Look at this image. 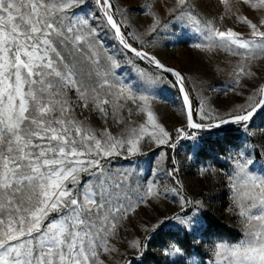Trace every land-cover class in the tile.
Returning <instances> with one entry per match:
<instances>
[{
	"label": "snow or ice",
	"instance_id": "snow-or-ice-1",
	"mask_svg": "<svg viewBox=\"0 0 264 264\" xmlns=\"http://www.w3.org/2000/svg\"><path fill=\"white\" fill-rule=\"evenodd\" d=\"M220 2L223 14L211 19L195 14L191 0H174L164 11L168 23L194 28L202 42L192 47L239 58L230 73L229 90L235 92L241 81L255 78L252 65L264 59V0H238L259 14L258 21L230 0ZM92 4L94 10L89 0H0V264H109L119 254L112 241L124 221L149 199L170 194L179 212L143 231L155 232L175 221L193 234L203 204L184 192L174 158L168 169L160 167L168 159L165 152L157 161V172L174 181L171 188L159 187L157 179L136 183L132 171L114 172L105 165L125 153V158L143 155V143L175 150L181 140L191 143L187 159L195 160L204 134L228 132L235 125L249 135L250 123L264 112V84L226 112L211 108L204 98L193 107L185 75L146 50L144 37L168 27L160 14L149 9L152 21L137 34L127 31L131 26L125 9H114L111 0ZM226 19L247 32L227 26ZM137 42L140 47L134 46ZM116 54L133 66L135 82L117 77ZM158 85L177 93L183 122L173 131L152 107ZM78 110L96 114L105 125L111 121L123 127L116 135L107 127L93 129L87 118L77 117ZM134 115L143 122L134 121ZM249 148L229 154L233 171L227 177L244 217L245 239L233 246L215 244V264H264V176L251 173L255 161ZM209 171L214 170L198 166L197 174ZM147 239L134 238L128 247L143 255ZM165 255H182V249L171 244Z\"/></svg>",
	"mask_w": 264,
	"mask_h": 264
},
{
	"label": "rangeland",
	"instance_id": "rangeland-1",
	"mask_svg": "<svg viewBox=\"0 0 264 264\" xmlns=\"http://www.w3.org/2000/svg\"><path fill=\"white\" fill-rule=\"evenodd\" d=\"M111 3L114 9L126 10L127 23L131 26L127 31L140 34L152 21V17L147 14L149 9L158 12L162 21L168 23L170 17L164 9L170 7L174 0H111ZM191 3L194 13L205 19L220 16L224 12L220 0H191ZM230 4L239 7L254 21H258L259 14L240 5L238 0H230ZM88 7L94 10L92 0H89ZM225 24L235 27L238 31L247 32L245 26L234 24L231 20L226 19ZM144 39L146 50L185 75L187 87L193 95V107H198L200 98H204L211 108L226 112L236 104L243 103L254 88L264 84V59H260L252 65V71L256 73L255 78L241 81L235 92L229 90L233 82L230 73L239 58L224 50L205 53L192 47L194 43L202 41L194 28L187 24L181 23L177 26V22L172 21L168 23L167 29L161 28L153 36ZM149 41L152 43H148ZM136 45L140 47L138 42ZM109 51L115 53L114 48ZM116 58L120 63V67L116 69L117 77L132 79L135 82L136 73L133 66L125 62L124 56L116 54ZM134 63L148 72H154L146 62L136 60ZM164 75L167 79H172L171 76ZM152 94L156 97L152 101V107L160 122L167 130L173 131L183 122L176 100L177 93L166 85H158ZM77 117L81 120L87 118L89 126L93 129L103 130L107 127L113 135L118 134L123 127L114 126L111 121L105 125L99 116L89 111L81 113L78 110ZM132 119L138 123L143 122L142 116L134 115ZM228 129V132L211 136L204 134L205 140L202 141V147L195 160L187 159L192 151L191 143L181 140L175 150L143 143V155L125 158V153L114 157L105 165L114 172L132 171L136 183L145 184L147 180L157 179L159 187L171 188L175 186L174 181L165 178L163 172H157L160 153L165 152L168 159H165L160 167L171 168L174 158L180 168L177 179L183 183L184 192L193 199L201 200L203 204L198 216L199 224L193 234H186L175 221L155 232H145L144 227L151 228L157 220L180 210L179 203L171 194L167 197L161 196L159 200L149 199L147 205H142L135 214L124 221L118 239L112 241L119 249V254L115 255L109 264H124L126 259L130 264H193V261L198 264H215V244L233 246L245 239L244 217L234 204V192L227 182L228 175L233 171L229 154H235L238 147L250 146L248 151L255 161L250 171L253 175L264 176V112H260L250 123L249 135H244L235 125L229 126ZM198 166H208L214 171L200 176L197 174ZM252 211L255 213L256 210ZM134 238L142 241L148 238V246L143 255L128 247V241ZM193 240L197 243H193ZM171 244L181 247L182 255L166 256L165 252Z\"/></svg>",
	"mask_w": 264,
	"mask_h": 264
},
{
	"label": "trees",
	"instance_id": "trees-1",
	"mask_svg": "<svg viewBox=\"0 0 264 264\" xmlns=\"http://www.w3.org/2000/svg\"><path fill=\"white\" fill-rule=\"evenodd\" d=\"M134 45L137 46L136 44H134ZM191 96H192V99H193L192 92H191ZM193 106H194V99H193ZM257 115H258V114H257ZM257 115H256V116H257ZM256 116H255V117H256ZM255 117H254V118H255ZM228 128H229V126H228Z\"/></svg>",
	"mask_w": 264,
	"mask_h": 264
},
{
	"label": "water",
	"instance_id": "water-1",
	"mask_svg": "<svg viewBox=\"0 0 264 264\" xmlns=\"http://www.w3.org/2000/svg\"><path fill=\"white\" fill-rule=\"evenodd\" d=\"M135 46V45H134ZM167 65V64H166ZM169 66V65H168ZM186 86H187V84H186ZM259 114V113H258ZM230 126H232V125H230Z\"/></svg>",
	"mask_w": 264,
	"mask_h": 264
}]
</instances>
